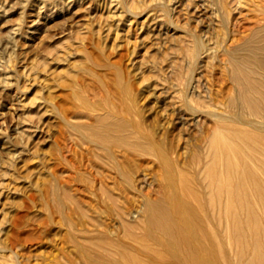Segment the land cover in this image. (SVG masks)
<instances>
[{"label": "bare ground", "instance_id": "6f19581e", "mask_svg": "<svg viewBox=\"0 0 264 264\" xmlns=\"http://www.w3.org/2000/svg\"><path fill=\"white\" fill-rule=\"evenodd\" d=\"M215 1L217 19L227 26L242 1ZM255 11L248 32L231 41L228 31L209 42L183 31L178 50L191 67L178 69L186 87L171 121L195 130L183 152L167 131L145 125L137 104L121 94L113 95L116 103L104 95L103 112L92 121L62 116L79 141L93 143L86 149L93 169L78 173L98 199L85 204L66 184L49 187L59 209L65 197L81 219H63L76 254L55 264H264V3ZM201 57L218 66L228 85L221 79L196 92Z\"/></svg>", "mask_w": 264, "mask_h": 264}, {"label": "rangeland", "instance_id": "374dc122", "mask_svg": "<svg viewBox=\"0 0 264 264\" xmlns=\"http://www.w3.org/2000/svg\"><path fill=\"white\" fill-rule=\"evenodd\" d=\"M205 1L0 2V264H55L76 254L63 219L72 215L76 224L81 219L65 197L59 209L49 187L66 184L78 199L94 204L98 198L84 189L82 172L93 169L86 153L93 143L79 141L65 128L62 116L92 121L103 112L104 95L109 92L116 103L113 95L121 94L126 103L131 98L137 104L145 125L157 133L167 131L176 150L184 151L195 130L171 125L172 110L186 87L178 69L191 67L178 50L183 31H194L206 42L228 31L231 41L234 33L248 32L257 6L264 3L240 0L242 7L231 11L232 22L225 26L217 19L216 1ZM204 58L195 66L197 93L223 79L218 66L210 67ZM100 214L110 222L105 212Z\"/></svg>", "mask_w": 264, "mask_h": 264}]
</instances>
